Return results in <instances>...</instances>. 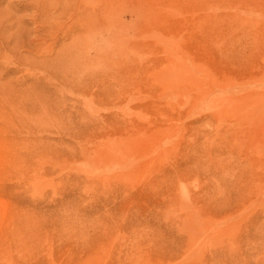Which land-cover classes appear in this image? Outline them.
<instances>
[{
    "label": "rangeland",
    "instance_id": "1",
    "mask_svg": "<svg viewBox=\"0 0 264 264\" xmlns=\"http://www.w3.org/2000/svg\"><path fill=\"white\" fill-rule=\"evenodd\" d=\"M0 264H264V0H0Z\"/></svg>",
    "mask_w": 264,
    "mask_h": 264
},
{
    "label": "bare ground",
    "instance_id": "2",
    "mask_svg": "<svg viewBox=\"0 0 264 264\" xmlns=\"http://www.w3.org/2000/svg\"><path fill=\"white\" fill-rule=\"evenodd\" d=\"M55 7H56V5H55Z\"/></svg>",
    "mask_w": 264,
    "mask_h": 264
}]
</instances>
